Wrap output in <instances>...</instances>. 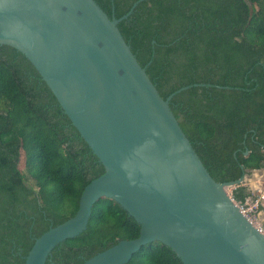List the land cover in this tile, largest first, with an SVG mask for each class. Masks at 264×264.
<instances>
[{
  "label": "trees",
  "instance_id": "obj_1",
  "mask_svg": "<svg viewBox=\"0 0 264 264\" xmlns=\"http://www.w3.org/2000/svg\"><path fill=\"white\" fill-rule=\"evenodd\" d=\"M108 18L138 0H93ZM209 176L234 182L264 169V0H143L117 24ZM22 155L23 169H18ZM103 173L29 62L0 46V264H23L33 241L71 218L84 186ZM237 187L232 200L249 197ZM138 225L106 198L85 230L45 264H82ZM126 264H180L159 242Z\"/></svg>",
  "mask_w": 264,
  "mask_h": 264
},
{
  "label": "water",
  "instance_id": "obj_2",
  "mask_svg": "<svg viewBox=\"0 0 264 264\" xmlns=\"http://www.w3.org/2000/svg\"><path fill=\"white\" fill-rule=\"evenodd\" d=\"M93 0H0V46L20 53L103 168L82 189L75 214L37 237L23 264L82 233L106 198L138 225L82 264H126L159 242L180 264H264V234L215 182L157 93L117 24Z\"/></svg>",
  "mask_w": 264,
  "mask_h": 264
},
{
  "label": "rangeland",
  "instance_id": "obj_3",
  "mask_svg": "<svg viewBox=\"0 0 264 264\" xmlns=\"http://www.w3.org/2000/svg\"><path fill=\"white\" fill-rule=\"evenodd\" d=\"M18 169H23L22 155L19 159ZM238 186L246 188L245 193L249 194L242 204H245V208H250L247 213L248 219L264 234V169L248 172L239 185L225 188L226 194L231 197L232 192Z\"/></svg>",
  "mask_w": 264,
  "mask_h": 264
},
{
  "label": "built area",
  "instance_id": "obj_4",
  "mask_svg": "<svg viewBox=\"0 0 264 264\" xmlns=\"http://www.w3.org/2000/svg\"><path fill=\"white\" fill-rule=\"evenodd\" d=\"M236 206L238 207V209H239V211H240V213L245 217V218H247L248 219V216H247V213H248V211L250 210V208H245L244 206H245V204L244 205H237L236 204ZM249 220V219H248ZM250 221V220H249Z\"/></svg>",
  "mask_w": 264,
  "mask_h": 264
}]
</instances>
